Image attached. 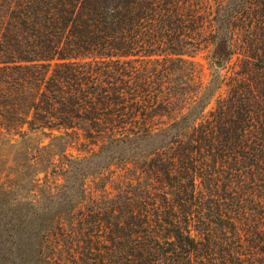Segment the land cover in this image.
Segmentation results:
<instances>
[{"label": "trees", "instance_id": "1", "mask_svg": "<svg viewBox=\"0 0 264 264\" xmlns=\"http://www.w3.org/2000/svg\"><path fill=\"white\" fill-rule=\"evenodd\" d=\"M0 141V264H264V0H0Z\"/></svg>", "mask_w": 264, "mask_h": 264}, {"label": "rangeland", "instance_id": "2", "mask_svg": "<svg viewBox=\"0 0 264 264\" xmlns=\"http://www.w3.org/2000/svg\"><path fill=\"white\" fill-rule=\"evenodd\" d=\"M222 51H224V46L215 42L202 49L196 56V60L204 68L203 78L205 82L210 79L214 69L223 67V62L220 59ZM234 60L235 58H233ZM219 61L222 62V66H217ZM212 105H214V102ZM36 136L38 137H35V141L40 139V137L43 138L42 134H37ZM16 138L19 139L18 137ZM4 142L6 141H0V212L11 213L13 210L16 211V209L25 210V203L29 199L42 195L41 186L43 187L44 174L41 173L36 177L28 175L29 170L37 173L38 169L42 168L40 162L42 153L37 149H32V152L36 153V159L34 162L29 163V152L31 150L28 145L22 144L19 145L20 147L12 148L8 146L9 142ZM69 152L76 154L78 151L72 149ZM34 177L36 178L35 183L32 182ZM51 180L55 183L61 182L57 174L53 175ZM5 216L9 217L10 215Z\"/></svg>", "mask_w": 264, "mask_h": 264}, {"label": "water", "instance_id": "3", "mask_svg": "<svg viewBox=\"0 0 264 264\" xmlns=\"http://www.w3.org/2000/svg\"><path fill=\"white\" fill-rule=\"evenodd\" d=\"M217 66H222V62L221 61L217 62Z\"/></svg>", "mask_w": 264, "mask_h": 264}]
</instances>
